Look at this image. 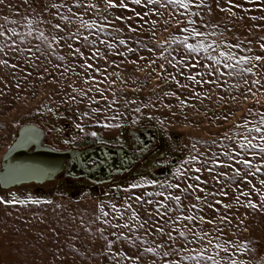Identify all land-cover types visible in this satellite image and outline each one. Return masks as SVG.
Returning a JSON list of instances; mask_svg holds the SVG:
<instances>
[{
	"label": "rangeland",
	"instance_id": "obj_1",
	"mask_svg": "<svg viewBox=\"0 0 264 264\" xmlns=\"http://www.w3.org/2000/svg\"><path fill=\"white\" fill-rule=\"evenodd\" d=\"M28 122L160 145L98 190L0 188V264H264V0H0V162Z\"/></svg>",
	"mask_w": 264,
	"mask_h": 264
},
{
	"label": "water",
	"instance_id": "obj_2",
	"mask_svg": "<svg viewBox=\"0 0 264 264\" xmlns=\"http://www.w3.org/2000/svg\"><path fill=\"white\" fill-rule=\"evenodd\" d=\"M126 131L133 149L103 142L58 148L48 144L49 133L43 125L24 123L0 162V188L41 186L57 178L85 179L97 185L124 177L160 145L154 125L128 127Z\"/></svg>",
	"mask_w": 264,
	"mask_h": 264
},
{
	"label": "flooded vegetation",
	"instance_id": "obj_3",
	"mask_svg": "<svg viewBox=\"0 0 264 264\" xmlns=\"http://www.w3.org/2000/svg\"><path fill=\"white\" fill-rule=\"evenodd\" d=\"M127 138H128V136H127ZM158 139H159V137H158ZM97 142V141H96ZM96 142H93V143H89V144H84V145H82V147H84V146H86V145H90V144H96ZM120 145H122V146H124V147H127V148H130V149H133L134 148V145H133V142L128 138V143L127 144H120ZM53 146V145H52ZM72 147H77V146H72ZM82 147H80V148H82ZM144 161V160H143ZM58 179V178H57ZM60 180H65V181H67V182H69V181H75V180H71V179H61V178H59V181ZM82 181H87L89 184H91V185H93V187L94 188H96L97 190H98V187L99 186H101V185H103V184H105V183H103V184H97V185H94L92 182H90V181H88V180H85V179H83Z\"/></svg>",
	"mask_w": 264,
	"mask_h": 264
}]
</instances>
